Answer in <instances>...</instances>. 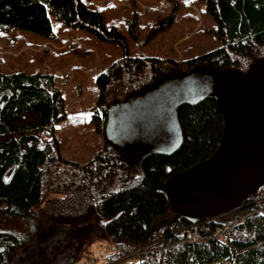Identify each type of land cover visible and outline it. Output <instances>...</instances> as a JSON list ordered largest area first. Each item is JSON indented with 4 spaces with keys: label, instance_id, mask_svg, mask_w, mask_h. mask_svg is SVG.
<instances>
[{
    "label": "trees",
    "instance_id": "obj_1",
    "mask_svg": "<svg viewBox=\"0 0 264 264\" xmlns=\"http://www.w3.org/2000/svg\"><path fill=\"white\" fill-rule=\"evenodd\" d=\"M203 1L216 20L220 47L184 61L125 49L98 74L91 121L105 143L88 161L60 154L54 128L67 112L54 74L0 72V214L20 218L27 228L26 237L0 232V264H10L40 232L74 221L108 239L102 264L137 250L134 264H264V184L234 210L195 223L176 213L163 191L168 178L205 164L219 147L225 114L215 96L178 106L182 141L171 153L149 151L134 161L126 153L132 149L105 132L112 103L142 92L170 69L245 73L264 57V0ZM51 15L126 48L125 36L82 0H0L1 31L18 28L53 39ZM73 255L66 264H79Z\"/></svg>",
    "mask_w": 264,
    "mask_h": 264
},
{
    "label": "water",
    "instance_id": "obj_2",
    "mask_svg": "<svg viewBox=\"0 0 264 264\" xmlns=\"http://www.w3.org/2000/svg\"><path fill=\"white\" fill-rule=\"evenodd\" d=\"M210 95L225 114L219 147L205 164L174 174L163 184L176 213L192 223L234 210L264 184V57L245 73L170 69L107 110L105 132L113 143L171 153L182 141L178 106ZM91 230L89 224L51 226L23 246L10 264H66Z\"/></svg>",
    "mask_w": 264,
    "mask_h": 264
},
{
    "label": "rangeland",
    "instance_id": "obj_3",
    "mask_svg": "<svg viewBox=\"0 0 264 264\" xmlns=\"http://www.w3.org/2000/svg\"><path fill=\"white\" fill-rule=\"evenodd\" d=\"M82 1L101 12L106 27H115L125 36L126 48L99 38L91 30L66 24L54 15L50 17L53 39L18 28L0 30V72L54 74L67 112V118L55 125L54 134L60 154L79 163L91 159L105 143L91 121L99 97L96 79L122 57L125 49L132 56L184 61L222 45L215 33L216 20L203 0ZM126 151L134 161L148 153V150ZM5 231L26 237L27 228L20 218L0 214V232ZM110 249L105 235L93 231L73 257L79 264H102L100 251Z\"/></svg>",
    "mask_w": 264,
    "mask_h": 264
},
{
    "label": "built area",
    "instance_id": "obj_4",
    "mask_svg": "<svg viewBox=\"0 0 264 264\" xmlns=\"http://www.w3.org/2000/svg\"><path fill=\"white\" fill-rule=\"evenodd\" d=\"M218 238L219 239H222V240H226V236L225 234H219L218 235ZM139 253L140 251L137 250L133 253H131L130 255L124 257L123 259H121L120 261L116 262V263H113V264H134L138 261V256H139ZM106 254L105 251L101 250L100 251V255L103 257L104 255Z\"/></svg>",
    "mask_w": 264,
    "mask_h": 264
},
{
    "label": "snow or ice",
    "instance_id": "obj_5",
    "mask_svg": "<svg viewBox=\"0 0 264 264\" xmlns=\"http://www.w3.org/2000/svg\"><path fill=\"white\" fill-rule=\"evenodd\" d=\"M185 2H188V0H185Z\"/></svg>",
    "mask_w": 264,
    "mask_h": 264
},
{
    "label": "bare ground",
    "instance_id": "obj_6",
    "mask_svg": "<svg viewBox=\"0 0 264 264\" xmlns=\"http://www.w3.org/2000/svg\"><path fill=\"white\" fill-rule=\"evenodd\" d=\"M101 232V231H100ZM96 263V262H95Z\"/></svg>",
    "mask_w": 264,
    "mask_h": 264
}]
</instances>
